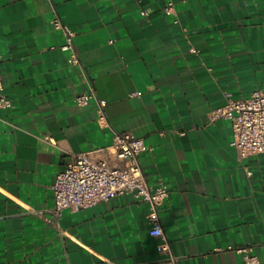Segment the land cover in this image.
I'll return each instance as SVG.
<instances>
[{
	"label": "crops",
	"instance_id": "obj_1",
	"mask_svg": "<svg viewBox=\"0 0 264 264\" xmlns=\"http://www.w3.org/2000/svg\"><path fill=\"white\" fill-rule=\"evenodd\" d=\"M56 16L80 65L60 50ZM0 83L12 101L0 109V264H246L228 247L264 264V153L240 160L231 120L208 119L264 90V0H0ZM91 87L109 128L94 101L75 102ZM123 132L148 147V184L168 188L167 254L132 195L53 213L70 154L112 158Z\"/></svg>",
	"mask_w": 264,
	"mask_h": 264
},
{
	"label": "built area",
	"instance_id": "obj_2",
	"mask_svg": "<svg viewBox=\"0 0 264 264\" xmlns=\"http://www.w3.org/2000/svg\"><path fill=\"white\" fill-rule=\"evenodd\" d=\"M49 1L53 3V0ZM163 12L173 15L174 3L169 1L164 6ZM141 14L148 16L145 10H142ZM52 26L64 35L65 40L60 50L69 53V63L80 65L74 49L75 34L72 29L58 16L52 20ZM190 52L195 54L197 50L191 47ZM2 90L0 83V109H9L12 107V101ZM91 101L96 104L98 120L103 127L109 128L110 123L105 111L107 102L99 98L92 87L89 92L75 98L79 107L86 106ZM208 119L210 123L219 119L231 120L233 145L240 160L264 153V90H254L248 97L238 100L228 98L223 106L209 112ZM181 134L185 135V132ZM46 139L52 141L50 137ZM146 150L148 147L143 139L135 137L130 132H123L115 133L111 145L107 148L112 158L104 157L100 151L70 154L69 161L58 173L52 186L55 217L59 218L66 209L78 211L102 200L132 195L138 201L149 203L150 211L146 215L150 225L149 235L160 240L157 246L158 252L169 253L170 244L163 231L159 215L160 207L168 197L169 191L163 183L154 187L148 184L139 162V155ZM247 174L251 175V172L247 171ZM227 249L243 255L246 264L257 263L251 247Z\"/></svg>",
	"mask_w": 264,
	"mask_h": 264
}]
</instances>
